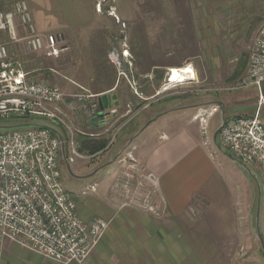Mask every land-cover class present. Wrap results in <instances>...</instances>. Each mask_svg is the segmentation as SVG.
I'll return each instance as SVG.
<instances>
[{
	"label": "crops",
	"instance_id": "1",
	"mask_svg": "<svg viewBox=\"0 0 264 264\" xmlns=\"http://www.w3.org/2000/svg\"><path fill=\"white\" fill-rule=\"evenodd\" d=\"M55 1L62 15L63 32L84 28L94 12L98 14L94 0ZM200 1L207 3L208 0ZM2 5L4 2L0 0V7ZM132 7L125 0L124 8L117 7L116 11L121 18H128L134 13ZM40 23L37 27L45 28ZM261 23L256 22L253 27L254 38ZM230 74L226 69V80ZM140 77L145 78L141 81L147 82L149 70L140 72ZM197 79L204 81L206 78ZM127 81L129 96L137 99L141 94L139 98L145 100V105L139 106L137 112L120 115L125 117L121 123L125 132L113 157L110 159L108 153L102 162L92 163L85 172L74 176L86 178L108 166L110 172L111 163L119 157L120 162H126L125 168L106 186H99L100 180L93 181L92 188H88L89 194L75 196L77 211L83 221L100 217L108 223L89 256L80 263H63L3 238L0 264H258L248 248L253 239L249 229L250 214L259 189L254 169L260 171V168L239 163L221 145L218 136V129L225 119L253 113L255 108L248 109L246 95L240 92L226 93V96L194 92L174 95L171 92L166 94L179 98L155 107L161 102L158 100L161 94L170 88L151 93L141 90L136 95L132 80ZM113 88L111 84L99 93L88 94L92 98L84 99V103L97 101L99 95L109 94ZM260 93L264 96V87ZM73 94L80 93H68L62 102L66 115L75 106L76 100L69 99ZM154 97L155 100H150ZM116 101L117 105L112 100L110 107L104 110L110 112V120L119 115L121 102L117 95ZM212 107L216 111L208 114ZM218 112L220 123L211 129V118ZM85 114L90 128L106 124L102 118L93 120ZM262 117L264 120V112ZM99 135L98 132L89 134L96 139H100ZM63 154L62 151L60 156L65 160ZM64 162L70 170L69 164ZM243 182L251 186L247 192ZM145 198L156 206L155 211L144 208ZM257 240L260 241L259 236Z\"/></svg>",
	"mask_w": 264,
	"mask_h": 264
},
{
	"label": "rangeland",
	"instance_id": "2",
	"mask_svg": "<svg viewBox=\"0 0 264 264\" xmlns=\"http://www.w3.org/2000/svg\"><path fill=\"white\" fill-rule=\"evenodd\" d=\"M2 1L4 5L0 9L8 10L17 0ZM24 1L28 4L38 32L62 36L61 44L65 49L58 57H47L43 50L29 51L23 39L12 41L4 31L0 32V43L6 45L12 61L18 63L31 79L55 85L65 94L99 93L113 84L114 88L109 94L120 98L119 115L113 120L105 119L106 124L95 129L89 127L85 114L89 103H74L75 106H72V111L67 115L62 109V102L58 103L56 106L62 122L39 117L0 120V127L27 122L50 126L62 134L66 141L63 152L65 160L62 156L59 157V180L74 197L81 193L89 194L88 188L93 181L100 180L99 186H106L125 168L126 162H120L119 157L111 163L110 172L108 166L86 178H74L76 174L85 172L92 163L102 162V158L108 153L110 159L113 157L125 132L121 126L125 117L120 115L132 114L140 109L139 106L145 105V100L139 98L141 90L151 93L156 89L161 91L163 88H170L161 94L158 98L161 102L156 103L155 107L179 98L166 94L171 92L174 95L194 92L218 93L221 96L240 92L247 97L248 109L255 108L252 114L257 112L264 123V96L261 94L262 99L260 98L257 88L232 89L245 75L249 47L254 38L253 27L256 22L258 25L264 22V0H208L207 3L199 0H127L134 10L128 18H121L116 11L117 7L124 8L125 0H94L93 6L98 14L94 12L93 18L84 28L77 31L74 29L69 33L62 31V15L55 0ZM39 22L45 28L39 29ZM14 23L22 38L17 17ZM126 50L129 53L127 57L123 55ZM186 64L192 65L194 80L168 82V68ZM146 69L149 70L147 82L141 81L145 78L140 77V72ZM226 69L231 72L227 80ZM197 77L206 79L200 81ZM135 78L137 79L134 80ZM127 79L133 82V93L140 94L137 99L129 96L130 85ZM156 97L150 100H155ZM69 99L74 101L72 97ZM220 115L218 112L211 118V129L220 123ZM96 132L100 134V139L107 141L109 149L103 153L90 154L81 149L80 140L94 138L89 134ZM71 145L81 157L71 154ZM65 154L73 156V160L66 159ZM64 161L69 164L70 170ZM254 171L259 180V189L250 214L249 229L253 239L249 241L248 249L258 264H264V175L261 168L260 171ZM242 184L245 185V192L250 190L251 186H247L245 182ZM258 236L260 241L257 240Z\"/></svg>",
	"mask_w": 264,
	"mask_h": 264
},
{
	"label": "built area",
	"instance_id": "3",
	"mask_svg": "<svg viewBox=\"0 0 264 264\" xmlns=\"http://www.w3.org/2000/svg\"><path fill=\"white\" fill-rule=\"evenodd\" d=\"M15 17L21 25L22 38L18 35ZM3 31L10 40L23 39L29 51L43 50L47 57H57L65 49L61 36L38 32L24 0L13 2L11 9H0V32ZM263 84L264 22L257 28L250 47L245 75L232 89L255 87L260 93ZM66 97L67 94L57 86L31 79L18 63L12 61L6 45L0 43V120L39 117L62 122L56 105ZM69 97L78 104L92 98L82 94ZM212 111L216 108L212 107L208 114ZM86 112L90 119H106V115L98 110L97 101H91ZM200 120L205 122L201 117ZM2 130L0 239L9 238L54 261L82 262L98 243L108 223L100 217L83 221L75 197L61 184L58 160L65 139L54 128L45 125L29 123ZM218 136L221 145L238 162L258 165L264 175V123L257 112L225 119L218 129ZM70 152L81 157L73 145ZM65 155L66 159L73 160V156ZM142 205L148 211H155L156 206L147 198Z\"/></svg>",
	"mask_w": 264,
	"mask_h": 264
},
{
	"label": "bare ground",
	"instance_id": "4",
	"mask_svg": "<svg viewBox=\"0 0 264 264\" xmlns=\"http://www.w3.org/2000/svg\"><path fill=\"white\" fill-rule=\"evenodd\" d=\"M123 55L125 57L129 56L128 51L126 50ZM168 81L172 82H183L187 79H194L195 73L191 65L183 67H170L168 68Z\"/></svg>",
	"mask_w": 264,
	"mask_h": 264
},
{
	"label": "trees",
	"instance_id": "5",
	"mask_svg": "<svg viewBox=\"0 0 264 264\" xmlns=\"http://www.w3.org/2000/svg\"><path fill=\"white\" fill-rule=\"evenodd\" d=\"M80 143L81 149L86 150L90 154H95L98 151L104 150L107 146V141L105 139L83 138Z\"/></svg>",
	"mask_w": 264,
	"mask_h": 264
},
{
	"label": "water",
	"instance_id": "6",
	"mask_svg": "<svg viewBox=\"0 0 264 264\" xmlns=\"http://www.w3.org/2000/svg\"><path fill=\"white\" fill-rule=\"evenodd\" d=\"M264 84L261 85V89H263ZM114 100L115 105H117V101H116V95L115 94H101L98 96L97 98V104H98V110L104 114V115H108L110 114L109 112H104V110H107L110 107L111 101ZM29 123L26 124H21V125H17V127L19 126H27ZM13 126H7V127H0V129H8L11 128ZM63 152H64V147H63Z\"/></svg>",
	"mask_w": 264,
	"mask_h": 264
},
{
	"label": "flooded vegetation",
	"instance_id": "7",
	"mask_svg": "<svg viewBox=\"0 0 264 264\" xmlns=\"http://www.w3.org/2000/svg\"><path fill=\"white\" fill-rule=\"evenodd\" d=\"M108 116H109V114H108V115H106V119H108Z\"/></svg>",
	"mask_w": 264,
	"mask_h": 264
}]
</instances>
